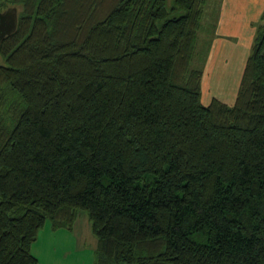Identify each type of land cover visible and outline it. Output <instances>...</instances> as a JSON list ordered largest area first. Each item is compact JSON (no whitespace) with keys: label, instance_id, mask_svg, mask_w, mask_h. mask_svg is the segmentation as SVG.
<instances>
[{"label":"trees","instance_id":"1","mask_svg":"<svg viewBox=\"0 0 264 264\" xmlns=\"http://www.w3.org/2000/svg\"><path fill=\"white\" fill-rule=\"evenodd\" d=\"M205 3L0 0L17 10L0 43V264H40L46 221L71 230L79 211L93 264H264V13L233 105L205 106Z\"/></svg>","mask_w":264,"mask_h":264},{"label":"crops","instance_id":"2","mask_svg":"<svg viewBox=\"0 0 264 264\" xmlns=\"http://www.w3.org/2000/svg\"><path fill=\"white\" fill-rule=\"evenodd\" d=\"M263 13L264 0H220V6L217 10L216 18L210 24L211 27L214 26V30L203 68L201 101L207 96V92L205 93L203 90V85L208 89L209 80L213 82L215 81L216 84V78L218 76H221V78H223V75L228 76V67L236 69V71L234 70L231 73L230 79H233L234 81L237 77V79L239 78L240 83L245 63L252 46L256 25L260 22ZM238 73L239 77L237 76ZM218 83L221 85L219 90L222 94V91L225 88V83H220L219 81ZM236 93L237 91L235 92V96H232L233 99L230 96L228 97V100L223 99L221 101L227 105H233L232 102L235 101ZM214 97L216 99L219 96L217 97L216 95H213L212 98ZM59 230L72 231L73 228L71 230ZM38 242L39 238H37L31 248V252L37 260L39 258L36 257L37 253H34L36 247L34 245ZM36 252H38L37 249Z\"/></svg>","mask_w":264,"mask_h":264},{"label":"rangeland","instance_id":"3","mask_svg":"<svg viewBox=\"0 0 264 264\" xmlns=\"http://www.w3.org/2000/svg\"><path fill=\"white\" fill-rule=\"evenodd\" d=\"M219 6L220 0H206L203 8L202 25L208 27L211 22L214 21ZM199 41L198 37L197 44H199ZM196 56L197 55H195L191 64L194 68L200 65V59ZM228 68V76L223 75V78L218 76L216 78V84L215 81L213 82L209 80L208 89L203 85L204 92H207V96H205V99L203 98L202 101L203 105H208L211 100L215 98H212L213 95H216L217 97L219 96L216 98L219 101L223 99L228 100V97L231 96L232 98V96H235V92L239 85V78L237 79L236 77L234 81L233 79H230L231 73L234 70L236 71V69L233 67ZM217 80L220 83H225V88L222 91V94L219 90L221 85ZM232 103H234V101ZM38 238L39 242L34 245L36 246L34 253H37L36 257L39 258L38 260L41 264H93L94 262L96 238L91 231V224L87 217V213L84 211L78 212L72 231L54 230L51 228L50 222L46 221L44 227L38 234ZM36 249L38 252H36Z\"/></svg>","mask_w":264,"mask_h":264},{"label":"water","instance_id":"4","mask_svg":"<svg viewBox=\"0 0 264 264\" xmlns=\"http://www.w3.org/2000/svg\"><path fill=\"white\" fill-rule=\"evenodd\" d=\"M17 24V10L8 8L0 11V43L1 40L14 32Z\"/></svg>","mask_w":264,"mask_h":264}]
</instances>
